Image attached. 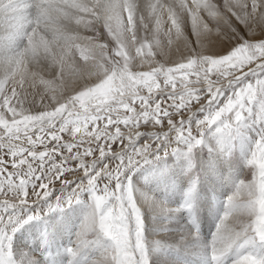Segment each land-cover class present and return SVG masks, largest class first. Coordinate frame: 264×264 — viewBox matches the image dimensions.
Masks as SVG:
<instances>
[{"label":"snow or ice","instance_id":"obj_1","mask_svg":"<svg viewBox=\"0 0 264 264\" xmlns=\"http://www.w3.org/2000/svg\"><path fill=\"white\" fill-rule=\"evenodd\" d=\"M66 69L82 83L58 95ZM172 252L264 264V0H0V264H176Z\"/></svg>","mask_w":264,"mask_h":264},{"label":"rangeland","instance_id":"obj_2","mask_svg":"<svg viewBox=\"0 0 264 264\" xmlns=\"http://www.w3.org/2000/svg\"><path fill=\"white\" fill-rule=\"evenodd\" d=\"M146 2H147V0H138V3H140L141 5H143ZM213 2L217 3L219 5L223 4V0H213ZM202 16L204 17L205 22L208 23L210 27H212L214 22L209 17H207V14L206 13H202ZM164 19L166 20V16L164 17ZM238 26H239L241 32L245 31V30H243L244 28H243L242 25H238ZM162 27H163L164 31L166 32L168 27H169V25L165 23V24L162 25ZM185 35L188 36L189 40L192 41L193 44L195 43L196 38L191 35V27H190V25L186 28ZM159 39L161 40V43H162V46L164 47V50L165 51H169L168 46H167V37L165 35H163V33H161L160 36H159ZM173 39H175V38L173 37ZM206 41H210L209 37L207 38ZM177 43L181 47L183 46L182 42H177ZM206 43H208V42H206ZM172 50H175V46L173 47ZM70 71H71L70 69H66V76H65V80L63 82H56L54 84V87L58 88V92H57L58 95L64 94V93L70 94L72 87H74L77 83H82V81H79V80H72L70 75H69ZM45 78L46 79H53L51 76H46ZM36 91H38L40 95H50L51 94L50 91L46 90L43 86H39V88ZM40 95H37L35 97V99L37 101V107H39ZM29 99H32V97L30 96ZM64 139L67 140L69 138L65 136ZM85 146H87V145H85ZM40 150H43V148L40 147ZM208 151H209V148L207 146L204 147L202 149V155L207 156ZM65 155H67V153H65ZM56 159H57V162H59V157H57ZM86 159L87 160H91V157H88ZM75 163H76L75 161H70L69 162V166L74 167ZM8 167H9V170H11L10 164H9ZM245 171L247 172V178L251 179V172H248L247 169H245ZM241 178H243V177H241ZM144 183H145L144 178H143V176H141L140 184H138L137 187H140L141 185H144ZM141 190H143V189H141ZM220 192H221V196H220L221 198L218 197V198H216L217 200H222L223 199V194L222 193H224V192H222V191H220ZM218 212H219V208H218L217 204L215 202L210 201V205H209L208 211L201 213V215L197 218V222H199V226H202V229L200 228V231L206 232L208 230L210 231V230L215 228V222H216V217L218 215ZM81 214L82 213H81V210L79 208H73V209L67 210L65 212L64 216L65 217L68 216L70 221H71V225L69 227L71 229V233L67 232V234H66L68 236L67 237V241L64 243V245H61L59 250H57L59 253L61 251L60 254H62L64 247H66L68 245L69 240L71 238H74V233H75V230H76V226L80 222ZM205 226H206V228L204 229ZM29 231L30 232H32V231L34 232L35 231L34 225L25 226V229H22L21 232L17 234L19 236V238H20V243H21L22 246L23 245H27L28 247H31L30 238H29V236H26ZM57 251H55L54 255L57 254ZM175 253L173 252V253L169 254V256L171 255L170 259H174L173 261H176L179 264H182V262H183V264H186V262L181 259V256H182L183 253H176V255H175Z\"/></svg>","mask_w":264,"mask_h":264},{"label":"bare ground","instance_id":"obj_3","mask_svg":"<svg viewBox=\"0 0 264 264\" xmlns=\"http://www.w3.org/2000/svg\"><path fill=\"white\" fill-rule=\"evenodd\" d=\"M244 30V29H243ZM191 38V37H190ZM209 39H210V41H206V42H208V43H210V42H212V40H213V37L212 36H209ZM220 191H222V192H225L226 191V189L225 188H220L219 189V192L216 194V198H218V197H220L221 196V192ZM221 198V197H220ZM212 207V206H211ZM217 213V212H216ZM65 219L67 220V222H68V226L70 227V225H71V221H70V219H69V217L68 216H66L65 217ZM197 224H198V227H199V230H200V228L202 229V226H199V222H197ZM209 225V224H208ZM207 226V225H206ZM206 226L204 227V229L206 228ZM214 229H212V230H208V231H206V232H202V231H200L201 232V234L203 235V236H205V237H210V235H211V232L213 231ZM32 234H33V231L32 232H28L27 233V235L26 236H29V238H30V245L32 246V244H33V239H32ZM67 231L65 232V234H64V239H63V241H62V243H61V245H64V243L67 241ZM29 241V240H28ZM61 247V246H60ZM59 250V249H58ZM54 252H53V256L55 257L56 255H54V253H55V251H57L56 249H54L53 250ZM60 253H61V251H60ZM173 253V252H172ZM175 253V252H174ZM62 254H63V252H62ZM175 255H176V253H175ZM171 256V255H170ZM169 256V257H170ZM171 258V257H170ZM181 259L182 260H184L185 262H186V264H196V262H197V257L196 256H194L193 254H191L190 252H184L183 254H182V256H181ZM171 260H174V259H171ZM176 262V261H175ZM180 262V261H179ZM176 264H179V263H177L176 262ZM182 264H183V262H182Z\"/></svg>","mask_w":264,"mask_h":264}]
</instances>
